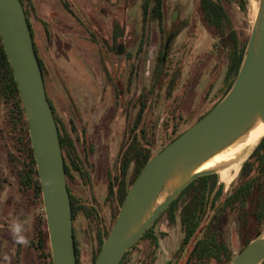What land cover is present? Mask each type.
Masks as SVG:
<instances>
[{"label":"water","instance_id":"1","mask_svg":"<svg viewBox=\"0 0 264 264\" xmlns=\"http://www.w3.org/2000/svg\"><path fill=\"white\" fill-rule=\"evenodd\" d=\"M0 35L28 124L52 262L77 264L58 128L21 0H0ZM260 125L264 126V0H258L256 18L230 90L211 111L145 164L94 264H121L126 253L192 181L206 175L219 176L231 159L207 165L242 146ZM187 253L185 250L184 257ZM263 263L264 236L260 235L232 262Z\"/></svg>","mask_w":264,"mask_h":264},{"label":"rangeland","instance_id":"2","mask_svg":"<svg viewBox=\"0 0 264 264\" xmlns=\"http://www.w3.org/2000/svg\"><path fill=\"white\" fill-rule=\"evenodd\" d=\"M141 1L143 0H74L75 4L77 3L76 5L87 15L93 30L109 46L115 28L119 27L120 32H122L119 36H123L125 47H129L138 34L135 32V29L138 31L135 26L139 24L137 21L140 20ZM178 1L179 4L175 3V0L168 1L169 7H190L191 14L196 12L195 7H197L198 0ZM47 7V5H42V11L46 15L50 12ZM226 8L236 32L245 39L249 38L258 11V0H246L245 10H242L234 2H231ZM181 21H185V19H180L178 22ZM178 22L173 27H181V23ZM171 29L172 27L167 28L168 35L171 33ZM72 32L84 35L82 31L76 30L74 26L64 23V31L61 32L64 34L60 39L54 36L50 44L49 61L47 63L52 64L58 76L64 80L63 87L65 86L80 115L84 136L82 143L78 144L79 154L83 156L85 151L89 153L91 186L84 185L86 180L78 178L72 182L73 191L77 193L79 198L88 203L100 204L101 212L107 221L106 223H108L109 218L113 215V212L107 206L108 202H106L109 175L111 176L109 169L113 161L112 157L116 142L114 137L119 136L121 138L124 120L119 112L114 113V103L109 89H105L102 84L99 85L96 80L99 69L95 59L87 55L81 47L76 46L69 39V34H72ZM216 43L214 36L199 23L192 39L184 45L185 49L169 54L165 69L171 74L173 69L179 67L178 72L180 73V80L174 90L176 91L175 95L179 94L186 79L197 78L198 75L201 78L194 91L190 92L189 96L187 94L188 100H185L180 112L182 115L179 119L180 125H182L183 116L197 107H202L201 115L217 100L223 76L220 68L224 69L225 65L219 63L221 58L218 57ZM72 46L76 47L74 48L75 54H69L68 52L69 47ZM149 59L148 68L144 71L148 73L152 71L154 64L152 58ZM114 61L117 63L116 68L119 69V72L124 69V60L118 62L114 56ZM219 71L220 75L218 76ZM217 77L219 79L215 83ZM82 84L84 85L82 86ZM93 88L96 91L91 92ZM56 94H58V91H56ZM56 103L58 111L65 114L66 111L61 101L57 100ZM0 113L3 115L1 109ZM261 139L252 145H246L244 149L242 148L243 150L235 155L234 159L230 160L231 164L218 176L219 183L228 187L231 180L237 179L242 165L249 159ZM153 144L154 153H157L163 142L157 140L153 141ZM7 145L5 135L0 134V264H15L18 249L21 251V264H38L36 252L33 248L28 247L27 239L28 235L32 233L35 220H42L45 215H43L41 209L38 211L32 210L30 204L28 205L24 200L25 196L19 192L15 168L9 162ZM132 172L133 169L130 170L129 177H131ZM114 174H117V172ZM213 215L214 211L208 213L206 217L208 223ZM236 218L235 215L227 214L220 219L224 238L232 247H237L241 243V239L238 238V233L236 234V229L233 226ZM16 222H19L24 229L23 235L26 239L24 244L16 243L13 237L11 229ZM75 228L79 264H92L93 251L96 249L94 234L88 231L87 220L82 217L75 221ZM155 230L160 236V246L153 264H183L187 255L184 257L183 253H179L183 239L179 220L174 224H170L167 218L163 217L156 225ZM250 235L264 236V225L257 232L248 234V236ZM144 250L145 246L143 244L136 245L123 264H147V260L143 255ZM232 252L236 255L239 251ZM206 264L222 263L213 259Z\"/></svg>","mask_w":264,"mask_h":264},{"label":"flooded vegetation","instance_id":"3","mask_svg":"<svg viewBox=\"0 0 264 264\" xmlns=\"http://www.w3.org/2000/svg\"><path fill=\"white\" fill-rule=\"evenodd\" d=\"M144 1L146 0L141 1L140 5V20L137 21L139 24L135 26L138 28V31L135 29L138 34L135 41L129 47H125L123 45V36H119V34H122L119 27L115 28V33L109 46L93 30L87 15L76 5L77 3L75 4L74 0H33L28 18L37 56L45 66L48 97L55 110L54 114L64 128L63 136L66 143H71L76 150V155H73V159L77 163L78 171H73L71 178L66 177L67 186L73 194H75L72 188L73 181L78 178L85 179L84 185L91 186L92 177L89 173L91 164L89 153L84 150L85 153L82 156L78 151V144L82 143L84 136L80 115L65 86L63 87L64 80L58 76L52 64L49 65L47 63L49 61L50 44L54 36L59 39L62 37L64 33L61 32L64 31V23L74 26L76 30L78 29L84 33V35H79L72 32V34H69V39L73 44L81 47L87 55L95 59L99 69V75L96 80L99 85L102 84L105 89H109L112 102L114 103V113L119 112L124 120L121 138L119 136L114 137L116 142L112 157L113 161L109 169L111 176L109 175L108 188L111 185L115 186L116 178L121 179L122 177L124 155L131 156L135 150L147 153L150 149L149 142L151 140L164 141L172 138L185 129L202 112V107L192 110L183 116L184 119L182 125H180L179 119L182 116L180 112L185 100H188L187 94L189 96L190 92L194 91L201 78L198 75L197 78L186 79L179 94L175 95L176 91L174 90L180 80L179 67L173 69L171 74L165 69L169 54L183 51L185 49L184 45L192 39L198 24L202 25L199 8L195 7L196 12L191 14L190 7H169L168 1L170 2V0H163V4L160 7V16H155L156 7H142ZM178 2V0H175V3L179 4ZM42 5L48 6L49 14L43 13ZM180 19H185V21L178 22ZM176 22L181 23V27H173ZM168 27H172L169 35L167 33ZM74 48L76 47H69V54L76 53ZM114 56L116 61L121 62L124 60L125 62V67L120 72L116 68L117 63L114 61ZM150 57L154 62L153 69L150 73L144 72L148 68ZM95 88L97 87L95 86ZM95 88L91 89V92L96 91ZM56 91H58V94H56ZM57 100L63 104V108L66 111L65 114L58 111ZM153 147L154 144L152 143V150ZM71 159L72 156H69L64 151L63 160L73 170ZM131 169H133V172L131 177H129ZM113 170L114 172L112 173ZM136 171L137 161L134 160L127 167L126 185L131 186L136 180ZM115 172L117 174H114ZM240 175L241 171L237 179L231 181L228 187L219 183L218 178V185L224 186L223 193L225 196L230 194L233 187L239 182ZM211 211L214 210L209 204L206 217ZM244 213L236 215V221L233 223L241 243L237 247H232L224 238L220 225V219L227 214H215L214 212L209 223L215 227V238H217L218 243L223 244L226 248H221L220 250H241L248 234L257 232L264 225L263 220L261 225L257 226L256 219L252 216L246 217L247 213ZM204 225H206V222H204Z\"/></svg>","mask_w":264,"mask_h":264},{"label":"trees","instance_id":"4","mask_svg":"<svg viewBox=\"0 0 264 264\" xmlns=\"http://www.w3.org/2000/svg\"><path fill=\"white\" fill-rule=\"evenodd\" d=\"M21 2L30 28L28 15L32 8L33 0H21ZM231 2L237 3L242 10H245L246 0H198L197 2L201 23L216 39L217 43L215 46L218 47V57L221 58L219 63L225 65L224 69L220 68V71L223 73L221 85L215 103L179 134L162 141L163 144L159 151L211 111L227 94L236 79L248 38H241L233 27L231 17L226 8ZM162 4L163 0H146L142 3V7H156L155 16H160ZM38 60L43 73L46 95L54 113L55 110L48 97L46 88L45 66L39 58ZM220 71L218 76L220 75ZM218 79L219 77L215 79V83L218 82ZM204 99L205 96L203 97V101ZM0 109L3 113V115L0 113V134H4L7 140L8 158L11 165L15 168L18 190L25 196L24 200L28 205L30 204L32 210L38 211L41 209L43 215H45L38 168L29 139L28 124L14 80L13 71L3 48L1 35ZM54 117L58 128L62 155L66 151L69 156H72L71 167L73 170L67 166L64 160L66 177L71 178V173H74L73 171L75 170V172L78 171L77 163L73 159V155H76V150L71 143H66L63 136L64 128L55 114ZM152 143L153 140L149 142L150 149L147 153L135 150L131 156H123L124 167L121 171L122 177L121 179L116 178L115 186L111 185L107 191V206L113 212L108 223H106L107 221L101 212L100 204L86 202L82 198H79L77 193L73 194L67 186L74 223L73 235L77 264H79V259L77 258L75 221L80 217L85 218L89 225L88 231L94 234L93 238L96 242V249L93 251L92 256V264H94L102 243L113 228L120 207L134 183L131 186L125 184L127 167L132 161L136 160V177H138L145 164L155 154L154 150L151 149ZM223 188V185H218V175L213 174L196 178L174 199L171 205L144 233L141 239L126 253L121 264L125 262L131 250L139 244L145 246L143 255L147 260V264L155 262L160 246V236L157 234L155 228L163 217H166L170 224H174L179 220L183 232V240L179 253L184 254L185 250L188 249L187 258L183 264H206L213 259L222 264H232L236 255L252 240L257 238V236L250 235L246 237L243 248L236 255L230 250H220L221 248H226L223 244L218 243L217 238H215V227L211 223L204 225L208 205L211 204L215 214L226 213L236 216L245 212L244 214L247 213L246 217L252 216L256 219L257 226L261 225V222L264 220V138L261 139L249 159L244 163L239 182L236 183L230 194L225 196ZM199 235L200 237L196 241ZM27 245L36 252L38 264H53L45 218L35 220L32 233L28 235ZM15 264H21L20 249L16 252Z\"/></svg>","mask_w":264,"mask_h":264},{"label":"bare ground","instance_id":"5","mask_svg":"<svg viewBox=\"0 0 264 264\" xmlns=\"http://www.w3.org/2000/svg\"><path fill=\"white\" fill-rule=\"evenodd\" d=\"M263 136H264V126L260 125L256 129L253 130V132L249 135V137L244 142V144H242V146L238 147L236 150L231 151L230 153H228L225 156L223 155L221 157H218L216 160H214L213 162L208 164L207 167H212V166L218 165L219 163L228 160V158L232 159L233 157H235V155H237L238 152L243 150L246 147V145H252L256 141L261 139ZM227 181H228V179H227Z\"/></svg>","mask_w":264,"mask_h":264},{"label":"clouds","instance_id":"6","mask_svg":"<svg viewBox=\"0 0 264 264\" xmlns=\"http://www.w3.org/2000/svg\"><path fill=\"white\" fill-rule=\"evenodd\" d=\"M11 231H12V234H13V237H14L16 243H18V244L26 243V239L23 235L24 229L19 222H16L13 224Z\"/></svg>","mask_w":264,"mask_h":264}]
</instances>
